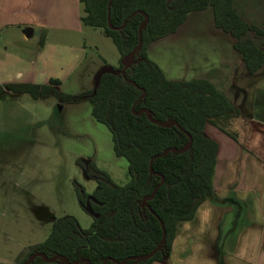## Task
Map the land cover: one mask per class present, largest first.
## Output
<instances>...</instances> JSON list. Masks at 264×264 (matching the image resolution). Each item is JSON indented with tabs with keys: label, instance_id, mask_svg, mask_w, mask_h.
<instances>
[{
	"label": "trees",
	"instance_id": "trees-1",
	"mask_svg": "<svg viewBox=\"0 0 264 264\" xmlns=\"http://www.w3.org/2000/svg\"><path fill=\"white\" fill-rule=\"evenodd\" d=\"M80 2L83 25L102 30L117 47L120 65L113 68L118 71L138 46L139 30L145 22L144 15L148 16L142 30L143 48L126 71L130 81L122 74L106 73L95 90L76 95L59 91L57 86L61 82L55 79L45 85L10 83L0 85V96L8 89L29 94L35 100L56 98L61 104L90 101L94 118L112 134L115 153L127 159L130 181L117 185L106 172L79 160L78 164L98 183L91 195L75 183L80 205L93 216L91 227L83 229L71 215L58 218L47 239L29 248L14 264H23L37 253L48 259L63 256L71 263L86 260L92 264H104L109 258L123 262L148 255L163 239L162 220L167 232L164 247L148 260H129L125 264L161 262L170 255L183 224L193 221L200 207L216 197L214 176L219 146L207 135L206 127L213 125L236 139L229 126L242 116L208 80L169 81L149 58L148 47L175 34L190 14L212 8L216 27L235 39L234 48L253 75L264 66V49L255 42L264 39V31L237 13L235 0H114L111 26L117 29H112L108 22L110 0ZM249 33L255 38L243 39ZM152 120L174 121L183 130L175 124L162 126ZM190 136L193 142L186 148ZM166 151L169 152L161 156ZM154 157L152 174L150 164ZM157 187L156 195L145 205V199ZM30 264L66 263L47 262L36 256Z\"/></svg>",
	"mask_w": 264,
	"mask_h": 264
},
{
	"label": "rangeland",
	"instance_id": "rangeland-1",
	"mask_svg": "<svg viewBox=\"0 0 264 264\" xmlns=\"http://www.w3.org/2000/svg\"><path fill=\"white\" fill-rule=\"evenodd\" d=\"M29 6L25 13L32 15ZM8 7H2L0 15V85H45L55 79L61 82L59 91L76 95L95 90L101 72L120 65L117 47L99 29L87 27L81 34L56 29L43 34L35 27L34 37L25 38L24 25L22 29L17 25L27 22L17 11L19 5L16 12ZM234 7L250 25L264 31V0H235ZM249 37L255 38L249 33L243 39ZM234 40L216 27L213 9L208 8L189 15L176 34L149 45L147 53L169 81L205 77L220 90L234 86L238 79L242 86L246 77ZM255 42L264 49V39ZM263 112L264 105L256 109L257 115ZM259 116L264 118V113ZM79 160L106 172L117 185L130 181L129 163L115 153L112 134L94 118L90 101L61 104L56 98L35 100L29 94L4 90L0 96V256H15L26 244L21 257L45 241L54 221L66 215L76 217L85 230L91 227L93 217L80 205L75 183L90 195L98 183Z\"/></svg>",
	"mask_w": 264,
	"mask_h": 264
},
{
	"label": "crops",
	"instance_id": "crops-1",
	"mask_svg": "<svg viewBox=\"0 0 264 264\" xmlns=\"http://www.w3.org/2000/svg\"><path fill=\"white\" fill-rule=\"evenodd\" d=\"M17 4V11L27 20L17 24L19 29L24 25L25 38L34 37L35 27L43 34L56 29L81 34L87 29L81 20L84 13L80 0H0V15L7 5L9 11L16 12ZM26 4L32 15L25 13ZM28 28L31 37L27 36ZM244 76L242 86L238 79L234 86L220 90L208 78L195 79L213 83L249 122L236 118L241 124L234 121L229 126L236 139L213 125L206 127L207 135L219 146L214 176L216 197L200 207L193 221L183 224L167 259L153 264H264V118L259 116L264 112L256 114V109L264 105V66ZM21 253L10 258L0 256V263L14 264Z\"/></svg>",
	"mask_w": 264,
	"mask_h": 264
},
{
	"label": "water",
	"instance_id": "water-1",
	"mask_svg": "<svg viewBox=\"0 0 264 264\" xmlns=\"http://www.w3.org/2000/svg\"><path fill=\"white\" fill-rule=\"evenodd\" d=\"M113 1H114V0H110V2H109V7H108V22H109L110 27H112V26H111V5H112ZM144 16H145V22L142 24V26L140 27V30H139V44H138V46L135 48V50L130 54V56L127 58V60H126V62H125V64H124V68H123L121 71L115 70L113 67H109V68L103 70V71L101 72V74H100L99 81H100L102 75H104V74H106V73L122 74V75L127 79V77H126V71H127V69L131 67V65H132L133 62H134V59H135L136 54L139 53V52L142 50V48H143V32H142V30H143L144 26L146 25V23L148 22V16H147V15H144ZM126 23H127V21H125V23H124L123 26H125ZM112 29H117V28H113V27H112ZM27 36H28V37H31V29H30V28L27 30ZM127 80L130 81L129 79H127ZM98 84H99V82H98ZM97 86H98V85H97ZM143 92L145 93L144 90H143ZM144 112H147V115L149 116V118H151V115H150V113H149L147 110H144ZM152 121L155 122V123H158V124H160V125H162V126H169V125L175 124V125H177L181 130H183V129H182V128H181L176 122H174V121H171V122H168V123H160V122H157V121H155V120H152ZM192 142H193V139H192V137L190 136V143L188 144V146H187L186 148L190 147V146L192 145ZM186 148H185V149H186ZM185 149H184V150H185ZM172 151L175 152L176 150L173 149ZM168 152H169V151H166V152H165L163 155H161V156H164V155L167 154ZM155 158H156V157H154V158L151 160V164H150V169H151L152 174H154V171H153V161H154ZM157 191H158V187L155 189L153 195H152L150 198L145 199V201H144V204H145V205L147 204L146 201L149 200V199H151V198H153V197L156 195ZM88 209H90V208L88 207ZM160 223H161V225L163 226V230H164L163 239H162V241L160 242V244L158 245V247H157L152 253H150V254H148V255H144V256L136 257V258H130V259H127V260H125V261H123V262H120V261H117V260H115V259L109 258V259H107V260L104 262V264H107V262H109V261H112V262L117 263V264H125V263H127L129 260L143 261V260H148V259L152 258L157 252H159V251L164 247V245H165V243H166L167 232H166V229H165V225H164V223H163L162 220H160ZM36 256H41V257H43L47 262H55V261H57V260H61V261L65 262L66 264H79V263H81V262H84V263H87V264H92L91 262L86 261V260H79V261H77V262L71 263L69 260H67V259H66L65 257H63V256H57V257H55V258H53V259H48L45 255H43V254H39V253H37V254L31 256L30 259H29L28 261H26L25 263H23V264H30V263L36 258Z\"/></svg>",
	"mask_w": 264,
	"mask_h": 264
},
{
	"label": "flooded vegetation",
	"instance_id": "flooded-vegetation-1",
	"mask_svg": "<svg viewBox=\"0 0 264 264\" xmlns=\"http://www.w3.org/2000/svg\"><path fill=\"white\" fill-rule=\"evenodd\" d=\"M86 172H87V171H86ZM87 175H88V173H87ZM88 176H89V175H88ZM97 187H98V186H97ZM90 215H91V214H90ZM91 216H92V215H91ZM92 217H93V216H92ZM93 221H94V220H93ZM52 225H53V224H52ZM51 229H52V228H51ZM24 255H25V254H23L21 257H19L18 260H19L20 258H22ZM18 260H17V261H18ZM17 261H16V262H17ZM27 261H28V260H27ZM24 263H25V262H24Z\"/></svg>",
	"mask_w": 264,
	"mask_h": 264
}]
</instances>
